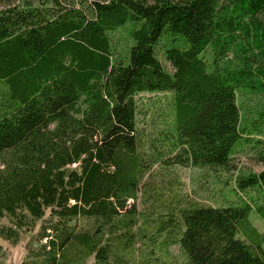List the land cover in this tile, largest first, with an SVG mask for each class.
Segmentation results:
<instances>
[{
  "label": "trees",
  "instance_id": "1",
  "mask_svg": "<svg viewBox=\"0 0 264 264\" xmlns=\"http://www.w3.org/2000/svg\"><path fill=\"white\" fill-rule=\"evenodd\" d=\"M238 88L264 94V0H0V238L42 221L21 264H177L172 246L186 264H264L250 219L264 223V171L235 177L217 207L175 171L235 170L264 124L263 106L239 125ZM141 93L163 94L153 132L137 126Z\"/></svg>",
  "mask_w": 264,
  "mask_h": 264
},
{
  "label": "rangeland",
  "instance_id": "2",
  "mask_svg": "<svg viewBox=\"0 0 264 264\" xmlns=\"http://www.w3.org/2000/svg\"><path fill=\"white\" fill-rule=\"evenodd\" d=\"M168 39L169 37L163 36L158 41L155 47V55L164 70L171 72V66L164 55L165 48L168 45ZM113 42L116 46V52L122 58L126 55L129 46L132 44V40L128 37L125 31L115 33ZM204 57L209 64V57L206 53ZM237 57L238 55H236V52L232 51L228 54V58L233 64H237ZM154 97L162 98L163 94H158V96H156L155 94L141 93L136 96L139 109L136 115L137 126L139 128H145L149 132L154 131V129L146 123L148 119L151 118V107L149 106V103L154 100ZM157 100H159V98H157ZM235 101L239 110V125L243 127L250 121L256 119L259 112L263 109L264 94L258 92L252 93L242 88H238L235 90ZM259 129L260 133H253L251 135V142L246 146L236 147L231 156L232 162L235 165V170L229 174L218 172L217 176H214L213 173H210L207 169H200L191 166L175 168L181 183V192L201 205H209L213 207L221 206V203L225 199L228 200L229 197H235L234 194L228 195L227 192H224V190H228L233 185L232 183L235 177L264 171V124H262ZM156 169L157 168L153 171ZM217 177L222 181L226 180L227 183H229L228 186L224 188L222 187L223 184H221L222 181L218 183L215 182L214 178L217 180ZM252 194L258 202L264 203L263 196L260 197L262 198L260 199L258 198L257 193ZM239 197H242V195H239ZM242 198L247 200L246 196H243ZM139 209H142V205L139 206ZM250 219L260 232L264 230V223L254 212L251 213ZM0 224L9 225L7 220L0 221ZM41 225L42 221L40 220L32 230L23 231L16 244H11L0 238V264H21L27 251L37 246V233ZM237 236L240 238L239 235ZM43 242L44 240L42 243ZM170 252L172 253L171 259L173 262L177 264H186V261L179 252L177 246H172Z\"/></svg>",
  "mask_w": 264,
  "mask_h": 264
}]
</instances>
